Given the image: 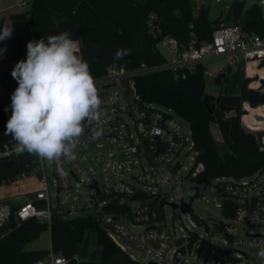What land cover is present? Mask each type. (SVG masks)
<instances>
[{"label": "built area", "instance_id": "obj_1", "mask_svg": "<svg viewBox=\"0 0 264 264\" xmlns=\"http://www.w3.org/2000/svg\"><path fill=\"white\" fill-rule=\"evenodd\" d=\"M31 1L16 0V4L24 7ZM238 1L259 5L264 17V0H215L227 9ZM192 2L199 11L206 7L203 0ZM161 42L169 53L164 63L143 62L135 67L114 63L104 75L94 77L103 100L99 124L102 134L93 139L91 132L97 124L86 121L75 159L55 161V205L51 203L44 160L40 158L35 169L0 187V238L9 230L12 217L18 223L30 219L44 221L51 232L55 217L67 219V214L91 210V216L101 220L110 237L134 261L173 264L175 253L185 246L186 254L178 253L182 263L196 242H191L193 231L187 237L179 236L175 224L168 222L165 207L188 203L198 186L199 192L202 188L213 189L215 194L224 195L225 200L236 204L233 215L224 216L226 222H222L225 233L222 241H231L234 248L221 250L215 264H264L248 251L253 249L260 254L264 249V168L245 177L221 176L199 184L200 179L206 178V165L198 159L199 150L190 123L172 108L144 101L136 85L137 77L164 70L172 71L176 79H186L198 64L204 66L205 77H218L226 73L225 67L215 72L206 64L211 59L227 57L229 65L244 62L246 78L252 79L249 87L264 91V36L250 34L243 24L231 22L215 28L211 39L199 45L185 47L173 36H166ZM250 63L255 67L252 73H249ZM12 93L0 95V105L11 103ZM261 106L264 104L252 107L248 101L243 102L242 123L250 130L254 129L249 126L259 119L250 118L244 123L243 117ZM260 130L264 128L255 131ZM103 139L110 142H99ZM260 143L264 145V137ZM89 145L94 148L92 160L100 169V178L87 166L86 158H82L81 149ZM16 147L17 142L9 140L0 148V157L16 154ZM67 165L69 175L65 171ZM38 169L41 178L36 175ZM73 182L91 190H79ZM187 186L190 191L185 194ZM137 194L139 197L134 198ZM223 204L218 206L222 209ZM196 246L202 250L200 244ZM136 251L145 255L143 259L138 258ZM70 263V258L50 246L49 253L33 264Z\"/></svg>", "mask_w": 264, "mask_h": 264}, {"label": "trees", "instance_id": "obj_2", "mask_svg": "<svg viewBox=\"0 0 264 264\" xmlns=\"http://www.w3.org/2000/svg\"><path fill=\"white\" fill-rule=\"evenodd\" d=\"M135 4V18L121 29L107 22L86 0H32L31 14L49 15L57 18L66 17L75 23L80 31L78 40L82 45H95L97 58L88 62L93 77L107 72L111 64L124 63L135 67L143 62L148 65L162 64L165 55L159 48L166 36H173L188 47L210 40L213 30L225 24L221 17L211 20L207 7H202L195 15L192 0H124ZM158 28L157 37L154 29ZM243 29L250 34L264 36L263 10L257 4L250 5ZM118 50H127L122 59H115ZM231 70V69H230ZM251 78H244L238 94L221 95L214 102L213 112L206 106L205 98L212 96L206 91L204 66L198 64L196 71L186 79H176L172 71L164 70L149 73L136 78L137 90L144 101L153 102L174 109L187 120L193 130L198 159L206 165L204 176L209 182L217 177H245L264 168V145L260 140L263 132H246L242 127L243 102L248 101L252 107L264 104V91L251 89ZM220 100L234 110L225 112L220 108ZM7 109V111H5ZM264 110V109H263ZM234 112V114H232ZM12 115L11 103L0 105V148L12 137L4 135L7 121ZM252 111L244 119L263 120L264 112ZM217 124L223 141H218L211 131V124ZM252 128V127H251ZM254 130H258L257 128ZM220 144H225L228 151L222 155ZM39 164V157L28 154H13L0 157V187L21 178ZM235 202L226 199L222 207L224 216H232ZM9 230L0 238V264H33L49 253V248L29 249L28 243L38 239L48 231V223L37 219L16 222L12 217ZM90 229L97 233L101 246L99 261L81 260L77 256V247ZM51 246L71 259L70 264H141L134 261L110 237L95 216L63 219L57 216L51 224ZM199 235L192 232L191 242L197 241Z\"/></svg>", "mask_w": 264, "mask_h": 264}, {"label": "clouds", "instance_id": "obj_3", "mask_svg": "<svg viewBox=\"0 0 264 264\" xmlns=\"http://www.w3.org/2000/svg\"><path fill=\"white\" fill-rule=\"evenodd\" d=\"M12 30L11 24H5L0 40L10 38ZM126 54L127 50H118L115 59ZM11 74L18 87L11 95L12 115L4 135L17 142L18 154L71 161L86 121L97 124L91 132L93 139L102 134L103 100L89 64L67 31L29 41L26 60L17 62ZM260 255L264 256V249Z\"/></svg>", "mask_w": 264, "mask_h": 264}, {"label": "rangeland", "instance_id": "obj_4", "mask_svg": "<svg viewBox=\"0 0 264 264\" xmlns=\"http://www.w3.org/2000/svg\"><path fill=\"white\" fill-rule=\"evenodd\" d=\"M203 1L206 3V7H208L207 14L211 20L216 19L222 13L225 17L230 11L223 8L221 4L216 3L215 0ZM197 7V4L194 2L193 9L195 15L199 14V10ZM244 13V5L242 4V2H237L233 7V11L231 12V15L228 19V23L231 22L230 20H232V17L237 16L236 18L239 19L244 15ZM159 48L165 56H169V53L162 42L159 44ZM94 54L95 50L93 48H83L82 50V58L85 61H88V59L92 58ZM206 65L208 68L212 69L215 72L221 66L225 67L226 71V76L222 81H219L218 77L216 76H206V91L208 94L217 98L225 94L239 93L245 72L244 63L229 65V60L227 57H217L209 60ZM215 101L216 100H214V102ZM232 114H234V112H232ZM211 131L218 141H223L220 129L217 124H211ZM263 131L264 130H260L258 132ZM99 142H110V140L103 139ZM220 150L221 154L224 155L229 149L225 144H220ZM93 151L94 148L92 145L83 147L81 149L82 158H86L85 163L87 164V166L95 172L98 178H100V169L92 160ZM44 165L47 174L48 189L51 195V203L52 205H55L57 179L53 175V171L56 168V163L55 161L44 160ZM65 171L66 174L69 175V165L65 166ZM73 184L74 187L78 188L79 190H91L86 186H77L75 182H73ZM212 187L214 186L212 185ZM188 191H190L189 186L186 187L184 193L187 194ZM224 201V195L215 194L213 192V189L209 190L202 188L200 190V197L196 198L193 202L194 213L192 215L183 214L180 209H175L170 205L165 207V214L167 216L168 222L169 224H175V228L179 236L187 237L190 231L196 232L199 235L197 241L192 247V250L186 255V257L180 264H215L216 260L219 259V253L221 250L225 251L226 249L234 248L231 241L227 243H224L222 241L225 236L222 222H226V219L222 213L221 207H219L218 204L223 203ZM92 213L93 212L91 210H81L75 214H67L66 218L71 219L76 217H88L91 216ZM142 228H137L136 230L141 231ZM207 243L208 245L205 246V244ZM50 244V232L45 231L38 239L28 243L27 248H48ZM197 244L201 245V251L199 247L196 246ZM248 251L252 256L256 258V261H264V258L257 252V250L249 249ZM135 253H137L139 259H143V257L145 256L143 253L138 251H136ZM233 254V256L236 257V254ZM77 256L83 261H98L101 258V246L98 243L97 233L95 231L90 229L86 231L83 241L77 247ZM255 264H259V262H256Z\"/></svg>", "mask_w": 264, "mask_h": 264}, {"label": "crops", "instance_id": "obj_5", "mask_svg": "<svg viewBox=\"0 0 264 264\" xmlns=\"http://www.w3.org/2000/svg\"><path fill=\"white\" fill-rule=\"evenodd\" d=\"M86 1L107 22H109L112 26H114L117 29H121L126 24L130 23L135 18L136 15L135 4L126 2L124 0H86ZM238 2H242V4L244 5L245 13L239 19L236 18L237 16L232 17V20L230 21L243 24L246 20L250 5L245 1H238ZM235 4L233 5V7L235 6ZM221 6L227 9L225 6L223 5ZM233 7L231 9H228L230 11L228 12L227 16L224 17L223 13L218 16L225 21L224 23H228L229 21L228 19L231 15V12L233 11ZM5 24H11L13 30L10 38L0 40V49H3V51H0V95L10 94L14 92L18 87V83L12 77L11 73L17 62L21 60H26L27 43L29 41L32 40L38 41L41 37L47 39V37L49 36L58 35L62 32L67 31L70 34V38L76 41L80 56H82L83 48L84 49L93 48L95 50L94 56L88 59V61H86L87 63L94 61L97 58L98 48L95 45H91V44L82 45L78 40L80 36V31L77 25L71 22L66 17L57 18L54 16L42 15V14H36L33 16L31 14L30 5L19 7L16 4V0H0V30H2ZM246 77L247 75L244 72L243 79ZM0 195H1V188H0ZM50 240H51V235H50ZM50 246L48 248H50ZM35 249H40V248H35Z\"/></svg>", "mask_w": 264, "mask_h": 264}, {"label": "water", "instance_id": "obj_6", "mask_svg": "<svg viewBox=\"0 0 264 264\" xmlns=\"http://www.w3.org/2000/svg\"><path fill=\"white\" fill-rule=\"evenodd\" d=\"M154 33H155V35H156L157 37L160 36V32H159L158 28H155V29H154ZM78 54H79V51H78ZM79 55H80V54H79ZM225 76H226L225 73H221V74H219V75H218V80H219V81H222L223 78H224ZM210 97L212 98V100H218V99H220V98H219V97L216 98V97H214V96H207V97L205 98V102H206V106H207L208 110H209L210 112H213V111H214V108H215L216 106H215V105H212V104L209 103V101H210ZM220 108H221L223 111H225V112H230V111L234 110L233 107H230V106H226V105H224L223 100H220ZM242 127L245 128L246 132H252V133H254V134L257 133V131H255V130H250V129H249L248 127H246L245 124H243V123H242ZM36 175H37L39 178H41L42 174H41V170H40V169H38V170L36 171ZM207 181H208L207 178H202V179H200V180L198 181V183H199V184L202 183V182L206 183ZM199 196H200L199 187L196 186V187L194 188V192H193V194L190 196V201H189L188 203L183 202L181 205H178V204H176V203H172L171 205H172V207L175 208V209H180V210L182 211V213H184V214H185V213H192V212H194L193 202H194V200H195L196 198H198ZM137 197H139V194H137L134 198H137ZM179 252H181V255L184 256V255L186 254V247H185V246H182V247H180V248L178 249V251L175 253V263H173V264H179V263L181 262L182 257L178 255ZM149 264H155V263H154V262H150Z\"/></svg>", "mask_w": 264, "mask_h": 264}, {"label": "bare ground", "instance_id": "obj_7", "mask_svg": "<svg viewBox=\"0 0 264 264\" xmlns=\"http://www.w3.org/2000/svg\"><path fill=\"white\" fill-rule=\"evenodd\" d=\"M250 71H249V73H252L254 70H255V67L253 66V63H250ZM264 106H261L260 108H258V109H255V110H252V111H257V113H258V115L260 116V114L261 113H263L264 112ZM249 111H251V110H249ZM251 111V112H252ZM247 116H249L248 115V113L243 117V121H244V119L247 117ZM261 117V116H260ZM262 118V117H261ZM263 119V118H262ZM263 122V120H261V121H257V122H255V123H253V125L252 126H249V127H252V129H262V128H264V126H260V125H262L261 123Z\"/></svg>", "mask_w": 264, "mask_h": 264}]
</instances>
